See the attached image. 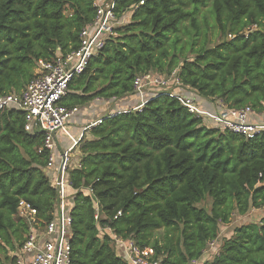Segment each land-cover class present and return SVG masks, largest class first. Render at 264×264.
<instances>
[{
  "label": "trees",
  "instance_id": "trees-1",
  "mask_svg": "<svg viewBox=\"0 0 264 264\" xmlns=\"http://www.w3.org/2000/svg\"><path fill=\"white\" fill-rule=\"evenodd\" d=\"M115 11L129 15L127 24L70 82L60 105L114 109L137 99L138 76L178 70L176 92L264 111V0H116ZM95 16V0H0V96L24 91L57 49L78 50ZM216 34L222 41L212 46ZM201 124L159 92L90 129L81 166L68 172L70 264H130L116 237L159 264H264V217L219 237L234 216L264 208V132L248 139ZM44 142V133L26 132L23 112H0V264H13L27 241L21 202L43 223L60 203ZM207 198L210 209L199 206Z\"/></svg>",
  "mask_w": 264,
  "mask_h": 264
},
{
  "label": "built area",
  "instance_id": "built-area-1",
  "mask_svg": "<svg viewBox=\"0 0 264 264\" xmlns=\"http://www.w3.org/2000/svg\"><path fill=\"white\" fill-rule=\"evenodd\" d=\"M115 3L116 0H95L96 16L93 23L82 30L80 48L67 55L57 49L53 60L39 61L37 76L24 91L0 96V112L19 110L25 116L26 132L44 131V147L50 152L47 172H53L50 177L55 181L60 194V203L48 223H43L35 209L21 202L19 215L27 221L29 234L25 244L16 251L17 260L13 264L71 263L73 219L70 210L66 214L69 207L66 194L70 187L68 172L71 169L70 153L81 145L84 135L78 139L70 137L72 146L60 151L55 135L60 131L67 134L68 122L80 111L78 107L68 109L60 105V102L67 95L70 82L84 72L91 59L105 47L107 39L117 36V29L127 24L129 15H119L115 11ZM144 3L141 1L135 8ZM256 29L258 27L254 25L245 34ZM180 84L178 70L171 75H140L134 82L138 103L109 110L105 116L87 125L83 132L101 124L106 118L141 109L150 97L159 92L178 100L191 114L201 119V125L205 127L229 131L248 139L264 132V111L258 112L250 106L231 108L221 99H208L201 103L189 93L174 91ZM99 218L97 207L96 220ZM115 240L130 264H159L151 260L148 251L140 249L133 240L118 237ZM210 245L213 246V243ZM191 264H199V261H192Z\"/></svg>",
  "mask_w": 264,
  "mask_h": 264
},
{
  "label": "crops",
  "instance_id": "crops-1",
  "mask_svg": "<svg viewBox=\"0 0 264 264\" xmlns=\"http://www.w3.org/2000/svg\"><path fill=\"white\" fill-rule=\"evenodd\" d=\"M138 103L137 99H129L128 101L120 100L117 103V106H127V105H136ZM115 106H109L107 103H99L93 105L89 109H81L67 124V134L64 131L56 133L55 138L58 142L60 151L67 150L72 146V138L78 139L81 135H84V140H93V137L90 134V130L83 132V129L89 125L91 122L97 120L100 117L105 116V114ZM71 140V143H70ZM82 145V143H81ZM81 145L75 147L70 153L71 155V169L78 168L80 164L83 153L81 151ZM53 172L50 173V176ZM49 174V173H48Z\"/></svg>",
  "mask_w": 264,
  "mask_h": 264
},
{
  "label": "rangeland",
  "instance_id": "rangeland-1",
  "mask_svg": "<svg viewBox=\"0 0 264 264\" xmlns=\"http://www.w3.org/2000/svg\"><path fill=\"white\" fill-rule=\"evenodd\" d=\"M206 9L207 8H203L202 10L205 11ZM200 19L202 20V15H200ZM180 36L182 38L187 37V35L185 34V31H183V29L180 33ZM221 41H222V38L219 36V34H216L213 38L212 46L217 45ZM189 55H190V53H186V54L181 55V56L183 57V56H189ZM70 143H71V140H70ZM48 175L50 176V174H48ZM211 205H212V200L210 198H207V200L204 201L203 203H201L199 206L210 209ZM69 210H70V207L67 208V211H66L67 215L69 214ZM263 217H264V208H262L261 210L260 209L259 210L252 209V211L249 214H247L246 216L236 215L232 218V222L229 225H225L224 227H222L219 237H220V239H223L225 237H227V238L231 237L234 234L235 229L237 227L242 226V225H246V224H250V223H257V224L261 225ZM215 243L216 242L213 243V246L210 245V250H211V248L215 247ZM148 254L150 255V251H148Z\"/></svg>",
  "mask_w": 264,
  "mask_h": 264
},
{
  "label": "water",
  "instance_id": "water-1",
  "mask_svg": "<svg viewBox=\"0 0 264 264\" xmlns=\"http://www.w3.org/2000/svg\"><path fill=\"white\" fill-rule=\"evenodd\" d=\"M42 133H44V131H42Z\"/></svg>",
  "mask_w": 264,
  "mask_h": 264
}]
</instances>
